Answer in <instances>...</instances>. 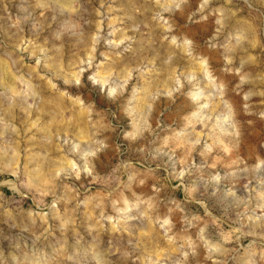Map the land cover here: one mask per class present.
I'll use <instances>...</instances> for the list:
<instances>
[{
  "label": "rangeland",
  "instance_id": "obj_1",
  "mask_svg": "<svg viewBox=\"0 0 264 264\" xmlns=\"http://www.w3.org/2000/svg\"><path fill=\"white\" fill-rule=\"evenodd\" d=\"M0 264H264V0H0Z\"/></svg>",
  "mask_w": 264,
  "mask_h": 264
},
{
  "label": "crops",
  "instance_id": "obj_2",
  "mask_svg": "<svg viewBox=\"0 0 264 264\" xmlns=\"http://www.w3.org/2000/svg\"><path fill=\"white\" fill-rule=\"evenodd\" d=\"M50 101L51 102H48V104L44 102L43 107L45 110H48L49 108V110L57 111V110H62L63 107H64V111L68 110V107L65 106V103L63 104L62 100L56 101V98H53ZM73 102L76 103L73 104ZM88 110L89 109L86 106L81 105V99L73 100L70 104V112H71L70 125L72 127L71 133L73 132L74 136H76L78 140H81L82 134H85L87 131L86 129L88 126V121L86 115L88 113ZM65 122L68 123V119L65 118Z\"/></svg>",
  "mask_w": 264,
  "mask_h": 264
}]
</instances>
